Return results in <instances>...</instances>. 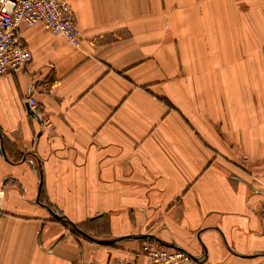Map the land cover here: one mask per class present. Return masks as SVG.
<instances>
[{
	"label": "crops",
	"instance_id": "obj_1",
	"mask_svg": "<svg viewBox=\"0 0 264 264\" xmlns=\"http://www.w3.org/2000/svg\"><path fill=\"white\" fill-rule=\"evenodd\" d=\"M68 1L0 77V264H264V0Z\"/></svg>",
	"mask_w": 264,
	"mask_h": 264
},
{
	"label": "built area",
	"instance_id": "obj_2",
	"mask_svg": "<svg viewBox=\"0 0 264 264\" xmlns=\"http://www.w3.org/2000/svg\"><path fill=\"white\" fill-rule=\"evenodd\" d=\"M21 24L29 27L41 24L77 49L84 45L68 0H0V77L16 74L32 61L30 49L22 44L17 33ZM26 104L45 129L52 128V123L42 118L34 98L26 100ZM144 254L148 264H198L185 251L152 241L145 243Z\"/></svg>",
	"mask_w": 264,
	"mask_h": 264
},
{
	"label": "water",
	"instance_id": "obj_3",
	"mask_svg": "<svg viewBox=\"0 0 264 264\" xmlns=\"http://www.w3.org/2000/svg\"><path fill=\"white\" fill-rule=\"evenodd\" d=\"M31 116L37 118V116L35 115V113L33 111L30 112ZM0 154L2 156H5V152H4V149L2 147V142H1V133H0ZM46 209L49 211V213L58 221H65V218L60 216L58 213L56 212H53L51 209H49L48 207H46ZM115 241H96V243L100 244V245H110L112 243H114ZM190 258L196 262V260L190 256Z\"/></svg>",
	"mask_w": 264,
	"mask_h": 264
}]
</instances>
